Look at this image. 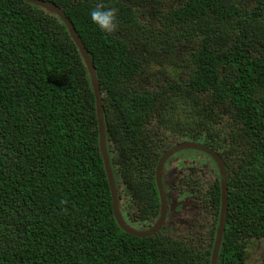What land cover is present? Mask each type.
I'll return each instance as SVG.
<instances>
[{
	"label": "trees",
	"instance_id": "obj_1",
	"mask_svg": "<svg viewBox=\"0 0 264 264\" xmlns=\"http://www.w3.org/2000/svg\"><path fill=\"white\" fill-rule=\"evenodd\" d=\"M42 1L62 10L93 64L126 216L157 218L154 170L173 139L203 144L227 174L217 264H244L247 246L264 244V0H179L154 24L139 20L151 0ZM98 3L116 10L111 34L90 20ZM98 138L90 74L62 20L0 0V264H210L219 175L204 238H137L115 222Z\"/></svg>",
	"mask_w": 264,
	"mask_h": 264
},
{
	"label": "flooded vegetation",
	"instance_id": "obj_2",
	"mask_svg": "<svg viewBox=\"0 0 264 264\" xmlns=\"http://www.w3.org/2000/svg\"><path fill=\"white\" fill-rule=\"evenodd\" d=\"M172 141H174L171 143L172 145L170 144L163 151V154L181 142H190L181 141L180 139H173ZM186 172H189V174L192 173L193 182L191 184H184L182 182L186 176ZM217 175L219 174L214 161L207 155L205 156L204 153L202 155L195 150H182L171 155L165 161L162 169V183L166 193L167 207L164 225L158 232L162 229H169L172 231V235L185 241L190 235L204 238V235L200 234L199 231L207 229L211 223V214L207 204L206 193L209 185H212V180L216 181ZM121 193L122 188L119 187L117 197L120 195L121 199H124ZM119 205L121 209L120 213L125 222L137 230L149 229L160 215L159 202L158 216L155 221L150 225L148 223L142 224L143 219L140 212H138L139 218L133 215V211H130L131 216L129 217L126 215H128L130 208H127L126 214V211L123 210L124 207H122L121 200H119ZM204 234L206 235V232Z\"/></svg>",
	"mask_w": 264,
	"mask_h": 264
},
{
	"label": "water",
	"instance_id": "obj_3",
	"mask_svg": "<svg viewBox=\"0 0 264 264\" xmlns=\"http://www.w3.org/2000/svg\"><path fill=\"white\" fill-rule=\"evenodd\" d=\"M27 3H31L37 7L44 8L46 11H49L56 16H58L62 22L64 23L70 37L72 38L75 46L77 47L80 55L84 59V62L87 66L88 72L91 78V85L94 91L95 96V106H96V114H97V124H98V147L99 152L102 156L104 169L106 173V178L109 186V191L111 195V206L113 211V216L115 219L116 224L118 227L131 236L137 238H147L151 237L156 234L161 227L164 225L165 217H166V207H167V200H166V193L164 191L163 183H162V169L165 161L173 154L182 151V150H195L201 153H204L208 157H210L218 170L219 174V188H220V209H219V216H218V224L215 232V239L213 243V248L211 252V259L210 264H217L218 252L222 241V236L225 229V221L227 217V207H228V187H227V174L225 170L224 163L214 150L206 147L203 144L195 143V142H181L166 152L159 158V161L155 167V184L157 188V193L160 202V215L158 219L153 223V225L146 230H137L130 227L122 217L119 208V200H118V191L119 185H116L111 164L108 157L107 147H106V138H105V128H104V118L102 113V103L101 97L99 93V86L97 82V78L95 76V71L92 62L89 59V56L82 44L80 38L75 32V29L69 19L65 16L62 10L51 4L49 2H45L42 0H24Z\"/></svg>",
	"mask_w": 264,
	"mask_h": 264
},
{
	"label": "rangeland",
	"instance_id": "obj_4",
	"mask_svg": "<svg viewBox=\"0 0 264 264\" xmlns=\"http://www.w3.org/2000/svg\"><path fill=\"white\" fill-rule=\"evenodd\" d=\"M179 2V0H151L148 2L146 5L144 4L143 9H140L142 12H144L146 15H139V20L141 23H149V24H154L157 23V16H155V10L158 12H161L164 14L167 10V7L169 6H175ZM245 4H248L249 1H244ZM216 43V42H214ZM193 44L196 45V43H191V48ZM182 46V45H181ZM183 49H179L178 51H185V49H188V46L184 44L182 46ZM181 57L178 58H170V59H176L180 61ZM161 64L166 65L170 64L169 60L162 56L161 59ZM166 68V73L169 76H172L175 71L172 69L173 67L167 66ZM181 74V73H180ZM160 80L163 84L165 83L166 80L161 79L160 77L157 79ZM172 137L171 135H169ZM173 138V137H172ZM264 258V244L262 243H252L247 246L245 249V262L244 264H259L261 260Z\"/></svg>",
	"mask_w": 264,
	"mask_h": 264
},
{
	"label": "clouds",
	"instance_id": "obj_5",
	"mask_svg": "<svg viewBox=\"0 0 264 264\" xmlns=\"http://www.w3.org/2000/svg\"><path fill=\"white\" fill-rule=\"evenodd\" d=\"M89 16L93 25H95V27L102 33L111 34L117 28L115 8L105 7L103 3H98L93 9L90 10Z\"/></svg>",
	"mask_w": 264,
	"mask_h": 264
}]
</instances>
